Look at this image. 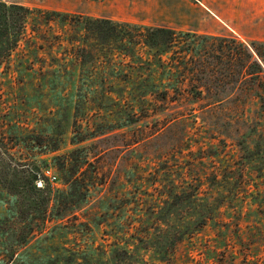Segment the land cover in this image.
Wrapping results in <instances>:
<instances>
[{"label": "rangeland", "instance_id": "rangeland-1", "mask_svg": "<svg viewBox=\"0 0 264 264\" xmlns=\"http://www.w3.org/2000/svg\"><path fill=\"white\" fill-rule=\"evenodd\" d=\"M0 1L76 16L117 19L140 29L173 30L174 54L167 64L173 71V82L164 85L180 93L174 103L153 102L146 110L112 108L104 100L109 95L103 96L110 88L111 70L119 74L113 88H122L126 93L135 86L121 81L131 68L121 65L114 53L110 57L112 66L104 57L90 64L94 79L91 93L103 107L90 102L73 108L69 101L72 82L81 83V78L77 72L70 76L59 67L66 57L57 47V39H48L56 44L19 47L12 55L10 71L0 73V264H84L80 259L84 254L88 261L90 255L104 258L114 246L138 245L139 232L134 224L162 191L153 188L152 183L159 176L177 179L188 174L200 176L186 189L190 194L199 188L191 194V201L199 204L202 199L212 201V195L218 198L224 206L216 218L226 228L215 231L219 225H207L192 239L179 243L172 261L165 264H264V80L252 84L240 81L236 79L237 70L225 65L228 48H234L236 42L246 46L264 43V0ZM52 28L57 36V25ZM135 50L146 58V48L139 45ZM209 55L222 56V62L217 63ZM136 63L131 66L133 71L139 68ZM210 71L215 72L214 76ZM225 71V75L220 74ZM131 79L137 81L135 71ZM206 90L223 91L232 99L240 91H257L261 99L245 102V114L252 117L251 121L236 119L239 113L233 111L234 102L216 106L210 117L201 112V103L190 95ZM227 107L232 109L228 115ZM117 111L128 114L130 127L72 144L73 137L89 136L92 124L105 129L110 124L117 126L113 115ZM74 120L82 125L78 131L74 129L76 132L71 128ZM87 125L90 132H86ZM243 147L248 151L243 153ZM53 149L56 151L51 153ZM72 151L79 159L87 154L91 163L84 181L89 188L86 203L78 210L62 206L70 213L57 221L63 210L57 211V205L51 202L46 214L49 221L42 225L36 220L30 225L33 215H28L25 202L35 193L27 183L28 158L35 156L38 182L50 187L53 198L67 186L52 158ZM45 169H50L58 181L48 182L42 175ZM217 172L220 180L224 174V178H230V193H216L219 181L213 179ZM37 203L36 209L41 212L35 211L33 217L39 219L44 206L40 200ZM228 219H232L230 224Z\"/></svg>", "mask_w": 264, "mask_h": 264}, {"label": "trees", "instance_id": "trees-1", "mask_svg": "<svg viewBox=\"0 0 264 264\" xmlns=\"http://www.w3.org/2000/svg\"><path fill=\"white\" fill-rule=\"evenodd\" d=\"M54 25L58 27L57 36H55L52 28ZM50 36L51 40L57 39V47L63 50L62 54L66 57L62 59L63 62L59 67H63L62 70L70 76H75L77 72L78 77L81 78V83L75 84L72 82V96L69 101L70 104L73 103V108L75 106L79 108L90 102L93 104L97 103L100 108L103 107L102 103L99 104L94 93H91L94 79H92V74L90 73V68H92L90 64L95 62L98 57H104L108 62L110 61L109 64L112 66L113 62L110 57H113L114 53L121 59V65L127 64L131 68L129 72L123 75L124 78L121 81L125 84L134 83L133 85L135 86L126 93V90L122 88H113L114 80L117 79L119 74L118 72L114 74L115 70H111V78L108 83L110 88L108 91L103 92V96L109 95L104 100L106 99L112 108L122 109L124 108L123 106H126L132 111H134L135 107H140V110H146L152 106L153 102L168 105L178 100L177 96L180 93L174 88L170 89L164 85L173 82V71L167 66L168 61H171L174 54L172 50L175 45L176 35L173 30L163 27L140 29L108 18L76 16L62 12L46 11L40 8L31 9L16 3L7 4L2 1H0V73L5 70L6 72L10 71V68H12V55L22 45L32 43L37 47L39 43L46 45L56 44L48 40ZM139 45L146 48L148 52L146 58H143L135 50ZM234 45V48H230V46L228 48L229 54L226 56L225 65L229 66V68L232 66L237 70L235 73L237 75L236 79L243 82H251V84L258 79L264 80V43L251 42L246 46L236 42ZM218 52L222 55L221 45L218 46ZM166 56H169L168 60ZM209 58L217 63L222 62V56L220 55H209ZM135 62H137L136 64L139 67L138 71L134 70L138 79L136 82H132V72L134 71L131 66ZM20 63L23 64V62ZM205 73L203 72V75ZM210 73L213 75L215 72L210 71ZM220 74L225 75L226 71L220 72ZM179 75L180 77L183 76L182 72ZM100 80H102V87H104L103 79L100 78ZM212 82H216V79H213ZM190 95L194 96L195 101L201 103V112L211 115L210 117H213L216 106H226V104L234 102L235 109L233 111L239 114L235 115L233 113V115H235L237 120L241 119L245 122L252 120L249 114H245L246 100L261 99L259 92H251L250 90L249 92H238L234 99L227 96L223 91H197ZM225 110L227 115L232 111L231 107H227ZM220 111L223 112L222 110ZM110 113L113 112L110 111ZM113 115L116 118L117 126L110 124L105 129L99 124L96 126L92 124L91 134L79 139H74L73 137L71 140L72 144H82L117 129L121 130L130 127L131 122H127V117L129 116L125 111L124 113L117 111ZM227 115L226 119H231ZM262 117L264 115L261 116V119ZM81 127L82 125L78 123V120L72 121L71 128L73 131L74 129L78 131ZM89 130L90 125H87L86 132H90ZM35 143L40 145L41 142ZM243 148L245 149L243 153L248 151L247 147ZM55 151L53 149L50 152L54 153ZM80 159L76 157L73 151L65 156H54L52 158L53 166L59 171L64 185L67 186L66 190L60 191L57 196L52 198L50 187L44 186L42 183L41 185L38 184L35 156L28 158L29 164L26 167L29 176L27 183L31 192L33 191L35 195L29 196L25 202L27 213L34 216L35 211L41 212V210L36 209L39 200L44 206L42 218L37 219L30 216L31 218L28 222L30 225L35 223L34 221L36 220L37 222L40 220L42 225L49 221L46 214L51 202L54 203V206L57 205V211L63 210L61 209L62 206L65 209L70 207V210H78L80 205L86 203L89 188L84 181L88 179L86 178L87 167L91 163L87 158V154ZM214 175L213 182L216 181V178L219 181L216 184V193L221 195L230 193L228 188L229 182H231L230 178H224V174L220 180V173L217 172ZM195 177L199 178L200 176L188 174L187 176L182 175L177 179L174 177L170 179L161 176L157 177L152 186L156 190L161 189L162 191L154 197L153 206H150L148 211L145 210L144 214L138 217L139 220L134 224L136 231L139 232V236L136 238L138 245L132 244L129 246V244H125L121 248L114 246L109 249V252L107 251V256H104V258L90 255L89 260L86 261V254H84L80 259L85 261L84 264H91L93 259H95L94 264H165L171 262V258L175 254L179 243L185 239H192L207 225L213 227L219 225L218 221L220 220L216 218V213L220 211L224 204L218 198H213L212 195L210 196L212 201L202 199L199 204H196L191 201L190 196L198 192L199 188H194L190 194L186 193L188 184ZM67 213L70 212L63 210L62 214H58L57 221L63 220ZM231 221L232 219H228V224ZM239 221L238 219L236 220V229L240 228ZM228 224L227 226H229ZM124 225L126 226V223ZM225 228L220 225L219 227H214L215 231L225 230ZM125 234L128 235V232L126 231ZM237 238L242 241V237L239 234Z\"/></svg>", "mask_w": 264, "mask_h": 264}, {"label": "built area", "instance_id": "built-area-1", "mask_svg": "<svg viewBox=\"0 0 264 264\" xmlns=\"http://www.w3.org/2000/svg\"><path fill=\"white\" fill-rule=\"evenodd\" d=\"M42 175L50 183H55L58 181L57 176L50 169L43 170ZM38 184L41 185V182L39 181Z\"/></svg>", "mask_w": 264, "mask_h": 264}, {"label": "crops", "instance_id": "crops-1", "mask_svg": "<svg viewBox=\"0 0 264 264\" xmlns=\"http://www.w3.org/2000/svg\"><path fill=\"white\" fill-rule=\"evenodd\" d=\"M108 19H111V18H108ZM111 20H113V21H118L117 19L115 20V19H111Z\"/></svg>", "mask_w": 264, "mask_h": 264}]
</instances>
